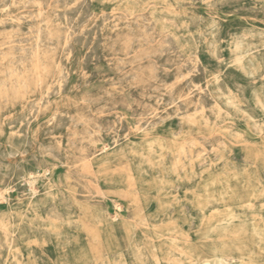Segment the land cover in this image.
<instances>
[{
  "label": "rangeland",
  "instance_id": "obj_1",
  "mask_svg": "<svg viewBox=\"0 0 264 264\" xmlns=\"http://www.w3.org/2000/svg\"><path fill=\"white\" fill-rule=\"evenodd\" d=\"M0 264H264V0H0Z\"/></svg>",
  "mask_w": 264,
  "mask_h": 264
},
{
  "label": "bare ground",
  "instance_id": "obj_2",
  "mask_svg": "<svg viewBox=\"0 0 264 264\" xmlns=\"http://www.w3.org/2000/svg\"><path fill=\"white\" fill-rule=\"evenodd\" d=\"M32 16V15H31ZM31 191V190H30ZM35 193V192H34ZM59 214V213H58ZM52 219V218H51ZM53 220V219H52ZM60 221V220H59ZM54 222H55V220H54ZM2 258V257H1ZM6 259V258H5ZM17 263V262H16Z\"/></svg>",
  "mask_w": 264,
  "mask_h": 264
}]
</instances>
